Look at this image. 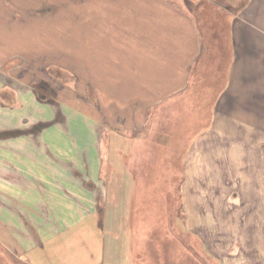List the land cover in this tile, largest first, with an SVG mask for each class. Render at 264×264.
I'll return each instance as SVG.
<instances>
[{"label":"crops","instance_id":"crops-1","mask_svg":"<svg viewBox=\"0 0 264 264\" xmlns=\"http://www.w3.org/2000/svg\"><path fill=\"white\" fill-rule=\"evenodd\" d=\"M150 1L187 22L190 42L183 69L168 86H145L152 97L138 96L128 85L122 95L111 97V86L91 75L96 102H84L90 110L81 99L78 106L57 93L44 101V112L30 113L17 102L27 103L21 90L31 87L30 75L19 70L28 72L33 64L23 57L20 63L27 65L19 69L21 50L0 49V246L12 263L119 261L112 246L123 243H114L118 235L108 229L109 216L120 217L122 204L144 183L150 163L138 156L140 149L147 145L155 152L164 146L159 126L154 130L150 123L155 113L163 117V108L194 92L206 96L208 108L198 118L208 127L188 148L182 140L171 150L184 151L185 224L207 246L226 253L224 259L235 257L229 251L236 248L237 264L264 263V0H245L238 9L222 5L237 0H206L214 18H229V25L220 27L230 30L232 54L221 29L213 33L200 27L193 8L202 0ZM32 6L28 0H0L3 31L13 34L12 24L17 32L27 31Z\"/></svg>","mask_w":264,"mask_h":264},{"label":"rangeland","instance_id":"rangeland-1","mask_svg":"<svg viewBox=\"0 0 264 264\" xmlns=\"http://www.w3.org/2000/svg\"><path fill=\"white\" fill-rule=\"evenodd\" d=\"M28 1L29 5L33 4L31 7L33 21L26 25L25 28H27V31L25 32L35 33L40 43L47 44L46 40L41 39L40 35L48 30L51 31L49 37H54L53 32H56L59 27L61 28L64 22L70 21L71 19L79 22L80 32L82 34L89 32L94 34L98 33L102 28L99 26L98 22L92 24L87 23L89 17L86 8L90 10V6L100 1L117 3L119 0ZM243 2H245V0H237L234 4L224 3L222 5L238 9L242 6ZM213 6L217 8L216 5ZM106 19H109V17ZM197 19L199 22L202 21L205 26V21L209 22V27L211 28H214L216 25L212 22L214 17L210 19L206 17V15H199ZM220 22L229 25V18H224ZM20 25L23 24H19V26ZM227 25L221 27V33L222 36L226 38L224 42H226V48L230 52L232 51V46L230 44V39L227 38L230 33ZM1 26L3 27V25ZM12 28L14 33L17 32V30L14 29H18L17 24H12ZM102 31L104 34L106 33L105 30L102 29ZM108 35L115 41L123 42L122 33L116 28H113L112 31L108 28ZM125 46L130 48L133 46V42L129 44V41H126ZM137 47L142 48L140 51L146 50V47L142 43H138ZM20 53L21 55L16 57V61L19 62L20 65L19 69L24 66L25 62L23 64L20 63L24 58L27 63L32 62L33 66L29 68L28 72L19 70L20 74H28L27 76L30 75L29 77H31L28 81L31 83V87L24 86V89L21 90V96L27 99V103L23 104V102H17L19 108L24 106V110L27 112L42 113L47 108L44 103L47 97L58 93L57 95L63 100L73 104L75 103L78 106L80 105L79 99H81L83 107L90 110V104L86 105L84 102L90 100L95 101V97L92 92L93 89L91 88L92 82L90 83L91 68L87 61L82 58H80L82 59L80 60L79 57L75 56L73 53L57 48H44L32 52H23L21 50ZM139 53L138 50L137 54ZM230 53L232 54V52ZM136 57L138 56L136 55ZM203 57L206 58V56ZM231 57L232 56L229 55L226 57L223 64L224 68L231 60ZM154 58L155 57H150L152 60ZM215 60L210 62L209 65H213ZM220 60L222 61V59ZM201 61H199V64H202ZM27 63H25V66ZM206 63H208V58ZM185 64H187V61ZM116 65L120 66L119 63ZM79 68H82V71H79ZM185 68L183 75L187 70V67ZM224 75L225 73L220 76L219 84L223 82L225 78ZM135 76L141 78L140 74H136ZM194 78L201 80L202 76L199 79L197 76ZM202 82L203 81L199 84V91H203ZM60 89L65 91V94L59 93ZM7 94L8 92H5L4 95L7 96ZM195 94L194 92V94L180 101L170 103L166 106L167 108H163L161 112V114L163 113L164 115L163 117L155 113L154 116L156 115V120L150 123L153 125L152 128L155 130L156 126H159L158 130H162L165 125L169 128L174 124H188L193 115L196 117L203 116L206 110L205 108H208L206 100L204 99L206 96ZM166 109L167 111L165 113L164 111ZM21 122L23 125L25 120L19 121V123ZM211 124L212 118L210 119V126ZM207 127V122L201 120L197 121L186 134L187 138L185 136L182 139L183 141L181 140L183 142V149H185L186 146L188 148ZM152 128L151 133L153 132ZM149 129L150 126L147 127L146 133L144 132L145 138H148ZM160 144L166 147V149L161 152L164 156V161L161 163L155 162V164H153L152 159L156 158V151H151L149 146L146 145L144 150L143 148L140 149L138 156L144 158L145 162L150 163L146 172V178L143 181L144 183H139V191L137 189L135 193L132 194L130 200H126L125 203L122 204L120 209L122 215L120 217L113 215L109 216L110 226L108 229H116L115 234L118 235V242L114 243L120 244V246L123 243L121 247L112 246L113 252L114 249L119 250V255L116 253L114 257H120L119 261L113 264H237L236 248H231L229 251V254L234 253L233 255H236L235 257L230 256L224 259L223 255H226V253L222 255V253L215 250V247L207 246V243L202 241L203 239H201L197 232H191L193 231L192 225L189 226L185 224L183 201L180 192V182L183 179L182 166L184 151L171 152L174 144L171 140V133L162 136ZM160 164L161 167H159ZM142 190H144V192H142ZM112 211H114V208ZM116 217L118 218L117 222ZM118 222L119 225L117 226ZM109 238L110 237H108V239ZM108 255L111 256L109 249ZM0 261V264L4 262L9 264L12 262L10 254L4 252L1 246Z\"/></svg>","mask_w":264,"mask_h":264},{"label":"bare ground","instance_id":"bare-ground-1","mask_svg":"<svg viewBox=\"0 0 264 264\" xmlns=\"http://www.w3.org/2000/svg\"><path fill=\"white\" fill-rule=\"evenodd\" d=\"M86 12L89 17L87 23L98 22L106 31L105 34L102 29L96 33L99 35L91 32L82 34L79 22L71 19L53 32L54 37H49L51 31L48 30L40 35L47 43L43 44L35 33L8 34L0 25V49L32 52L57 48L73 53L88 62L92 69L90 75L101 85L111 86V97L122 95V86L127 85L135 86L134 92L138 96L152 97L155 94L146 92L145 86L166 87L176 73L183 69L190 45L186 37L189 34L187 22L170 14L162 5L150 0H119L117 3L100 1L90 6V10L86 8ZM139 20L143 24H139ZM108 28L110 31L113 28L121 31L123 42L113 40L108 35ZM126 41L129 44L133 42V46H125ZM138 43L146 47L141 54H137L140 49ZM150 57L155 58L152 60ZM136 74H140L141 78H137ZM199 120L193 115L188 124H174L169 128L165 125L158 134L159 138L171 133L175 147ZM165 149V146L158 148L156 162L164 161L161 152Z\"/></svg>","mask_w":264,"mask_h":264},{"label":"trees","instance_id":"trees-1","mask_svg":"<svg viewBox=\"0 0 264 264\" xmlns=\"http://www.w3.org/2000/svg\"><path fill=\"white\" fill-rule=\"evenodd\" d=\"M206 2H207L206 0H202L201 3L199 5H196L193 9L195 10V13L197 14V16H199V15L205 16L206 15V17L211 18V16L213 17V14L211 15V14L208 13L210 11V8L207 6V3ZM226 7H228V6H226ZM220 19L221 18H220L219 15H216L215 16V18H214V24H216V25H215L214 28L209 27V24H208L207 21H205L206 22V26H205V24L202 21H200V25H202L200 27H202V28L203 27H207L209 30L211 29L213 31V33H218L219 32V29H221V27H220V23H221L220 22ZM209 41L211 42V39H209ZM0 263H1V261H0ZM3 264H6V263L4 262ZM9 264H14V263L10 262Z\"/></svg>","mask_w":264,"mask_h":264}]
</instances>
